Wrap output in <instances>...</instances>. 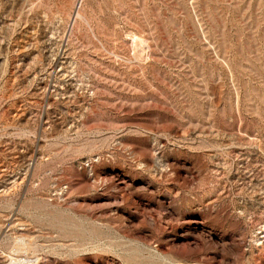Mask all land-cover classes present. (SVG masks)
Here are the masks:
<instances>
[{"label": "rangeland", "instance_id": "1", "mask_svg": "<svg viewBox=\"0 0 264 264\" xmlns=\"http://www.w3.org/2000/svg\"><path fill=\"white\" fill-rule=\"evenodd\" d=\"M0 264H264V0H0Z\"/></svg>", "mask_w": 264, "mask_h": 264}]
</instances>
